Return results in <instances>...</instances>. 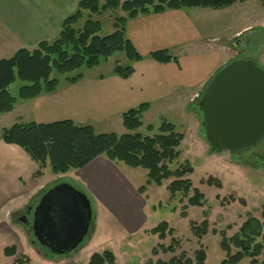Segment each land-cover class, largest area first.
<instances>
[{
	"label": "crops",
	"instance_id": "obj_1",
	"mask_svg": "<svg viewBox=\"0 0 264 264\" xmlns=\"http://www.w3.org/2000/svg\"><path fill=\"white\" fill-rule=\"evenodd\" d=\"M78 3L79 0H0V60L12 57L19 49L33 50L42 41L56 40L63 21L77 11ZM237 4L221 10H168L130 20L126 25V36L143 57L133 64L135 72L130 78L123 79L111 72L103 78L100 73L85 76L76 84L62 85L54 93L18 104L6 115L20 112L27 105L34 123L68 120L76 125H90L98 132V127L123 125L122 115L144 104L149 105V109L142 117L143 124L145 118L152 119L147 126H153L156 120L167 121L193 105L198 109L196 98L203 94L213 75L242 54L239 41L235 45L238 49H233L239 39L236 36L242 37L252 28L250 24L238 25L243 23L244 12L236 10ZM159 51L170 52L176 60L163 64L150 57ZM197 112L190 111V115L198 116ZM31 160L22 148L0 143V210L17 199L15 204L2 209L0 252L15 246L18 253L20 240L16 241L13 213L38 199L41 191L51 183L49 181L57 177L36 179L40 168ZM120 166L126 165L113 163L105 157L97 158L73 172V184H77L93 203L103 204L123 227L137 231L142 223L148 222V214H145L147 199L144 193L138 192L141 187L128 182ZM145 174L147 176V172ZM29 250L35 252L33 247ZM82 250L53 260L52 264H78ZM17 253L5 255L3 258L7 262L4 264L15 263L19 259ZM35 254L39 256V253ZM35 256L28 257L30 262H34ZM45 258L44 261L49 263Z\"/></svg>",
	"mask_w": 264,
	"mask_h": 264
},
{
	"label": "trees",
	"instance_id": "obj_2",
	"mask_svg": "<svg viewBox=\"0 0 264 264\" xmlns=\"http://www.w3.org/2000/svg\"><path fill=\"white\" fill-rule=\"evenodd\" d=\"M244 1L79 0L77 11L63 21L56 40L42 41L33 50L19 49L12 57L0 60V116L11 113L18 104L56 92L62 85L80 82L85 77V73L80 70L102 66L118 53L124 57L125 62L116 60L111 73L123 79L130 78L135 72L133 64L143 59L126 36V25L130 20L168 10H221ZM262 3L264 5V0ZM118 9L125 15L115 18L111 34L101 35L103 25L100 21L93 20V16ZM84 20V25L78 27ZM150 57L163 64L176 60L168 51L155 52ZM256 61L262 65L257 58ZM54 72L56 76H53ZM17 80L22 82V86L17 96H13L9 88ZM148 109L149 105L144 104L122 115L123 125L128 131H136L143 126L142 117ZM147 128L150 132L154 131L152 125ZM182 138L175 125L165 119L161 122L159 134L153 136L131 132L122 135L98 133L90 125H76L68 120L51 124H15L3 135L0 134V140L22 148L39 165L40 171L36 176L43 175L48 168L53 175L60 176L73 170H81L95 159L105 157L113 163L146 170L148 185L161 186L164 181L173 179L167 189L174 198L179 194L181 202L189 198L193 206L203 205L204 195L193 187L189 178L194 172L191 164L186 162L175 170L170 168V164L180 156L178 149ZM51 186L52 184L47 185L37 198ZM144 188H139V192L144 193ZM167 226L166 222H162L151 232L165 231ZM199 230L201 237L205 235L208 222L203 223V228ZM221 247L228 253V258L222 264H237L245 257L256 262L264 253V213L262 220L249 216L233 237L223 239ZM38 250L40 254H47L45 257L50 255L56 258L45 248L38 247ZM16 253L15 246L5 249L7 256H14ZM206 258V251L200 249L196 253V264H205ZM24 262L20 258L13 264H25ZM88 264L118 262L115 255L106 250L94 253ZM180 264H193V261L187 260Z\"/></svg>",
	"mask_w": 264,
	"mask_h": 264
},
{
	"label": "rangeland",
	"instance_id": "obj_3",
	"mask_svg": "<svg viewBox=\"0 0 264 264\" xmlns=\"http://www.w3.org/2000/svg\"><path fill=\"white\" fill-rule=\"evenodd\" d=\"M102 1L104 2L105 0ZM236 7L239 13L241 11L244 12L243 23L238 25L250 24L252 28L246 32L245 36H242L243 39H241L240 34L236 36L239 39L234 43L233 49H238L235 45L239 41L242 54L238 58L255 55V58L264 67V5L262 0H245L244 3L238 2ZM124 15L125 13L121 9L109 10L102 15L93 16V20L102 23L103 31L101 35H108L114 30L115 18ZM234 18L232 17V19ZM84 22L85 20L78 27L81 28ZM232 25L234 26L235 24ZM232 30L233 28H230V31ZM118 59L121 62H125L124 57L118 53L102 66L92 70L80 71L85 73V76H94L99 73L100 76L106 75L112 72L114 63ZM53 76H56L55 72ZM21 86L22 82L17 80L10 86L9 92L13 96H17ZM190 111L192 113L198 111V116L190 115ZM186 113L188 114L186 115ZM151 120L150 118H145L143 126L136 131H128L122 124L118 126V123L110 124L104 128L98 127L97 131L99 133L116 131L120 135L128 132L141 133L144 136L159 134V127L163 119L152 123L155 126L153 132H150L147 128ZM168 120V122L176 124V131L182 134L183 137L178 149L180 156L170 164V168L175 170L186 162L191 164L194 172L189 178L193 187L204 195L203 205L193 206L189 202V198L181 202L179 194L174 198L167 189L173 179L164 181L161 186L148 185L146 170L120 166L123 169L121 172L124 173L128 182L134 186L145 187L143 196L147 199L145 214H148V222L142 223L137 231H129V229L123 227L121 223L110 216L103 204L98 202L96 205L92 202L95 232L94 236L88 237L85 243L77 250L80 251L85 247V250H82L79 262H77L78 264H88L90 255L92 256L94 253L106 250L111 251L115 255L118 264H180V262H186L187 260H192L193 264H196V253L200 249L206 251L205 264H222L228 258V253L221 247L223 239L225 237H233L239 231L241 225L249 219V216L262 220L264 213V160L257 159L254 167L249 165L246 160L253 151L264 152V141L256 148L254 147V149L251 148L234 155L232 161H227L211 151L203 127V114L199 108H196V105H193L190 109L175 113V116L169 117ZM32 121H34V116H32L31 110L27 105L23 110L11 116L1 115L0 134L3 135L15 124H28ZM0 143L11 145L2 140H0ZM30 159L32 158L30 157ZM249 159H252L251 155ZM31 161L34 163V160ZM75 171L77 170L54 178L57 181L72 184L79 190L80 187L77 184H73L72 176ZM52 175L50 168H48L43 175L35 177L36 179L46 180ZM53 180L49 182L52 183L55 181ZM1 188L2 184H0V191ZM19 189L25 192L23 187ZM16 202L17 199L14 198L4 205L3 208L12 206ZM2 209L0 210V218L3 215ZM21 211L22 209L16 210L14 214L16 215L17 212L20 214ZM206 221L208 222V230L201 237L199 229L203 228V223ZM162 222L168 224L167 230L158 233L151 232L152 229L158 227ZM13 224L16 225V241L20 240L17 255L19 259L23 258L25 260V264H52L53 260L56 261L62 258L56 257L54 259L49 255L47 260L50 262L44 261L47 254L44 255L38 252V247L33 244L34 239L31 232L16 222ZM32 247L35 252L39 253V258L35 256V252L33 253L29 250ZM4 253L5 250L2 249L0 252V264L7 262L3 258L5 257ZM74 253H71L70 256L74 255ZM33 254L35 256L34 262H30L28 257H33ZM9 263L11 262L9 261ZM237 264H264V253L257 258L256 262L252 258L245 257Z\"/></svg>",
	"mask_w": 264,
	"mask_h": 264
},
{
	"label": "water",
	"instance_id": "obj_4",
	"mask_svg": "<svg viewBox=\"0 0 264 264\" xmlns=\"http://www.w3.org/2000/svg\"><path fill=\"white\" fill-rule=\"evenodd\" d=\"M198 107L211 151L232 161L264 140V67L255 55L232 60L209 81ZM27 218V217H26ZM89 196L67 182L34 201V245L69 257L95 232Z\"/></svg>",
	"mask_w": 264,
	"mask_h": 264
},
{
	"label": "flooded vegetation",
	"instance_id": "obj_5",
	"mask_svg": "<svg viewBox=\"0 0 264 264\" xmlns=\"http://www.w3.org/2000/svg\"><path fill=\"white\" fill-rule=\"evenodd\" d=\"M260 144H261V142L259 144H257L255 146V148L258 145H260ZM253 149H254V147H253ZM247 153L249 154V152H247ZM250 155L252 157L251 160L249 159ZM250 155H249V157H248V159L246 161L249 162V165H251L253 167L256 164L255 161L257 159H263L264 160V152H256V151H253L252 153H250ZM250 161H251V163H250ZM33 213H34V200L31 201L29 204H27L22 209V211H21L20 214H18V212H17L16 215H14V221L17 224L21 225L22 227H25L27 229V231H30L31 232V235H32L31 225H32V220H33ZM32 237H33V235H32ZM33 239H35V238L33 237ZM33 244H34V240H33ZM35 246L36 247H39V245H35Z\"/></svg>",
	"mask_w": 264,
	"mask_h": 264
}]
</instances>
